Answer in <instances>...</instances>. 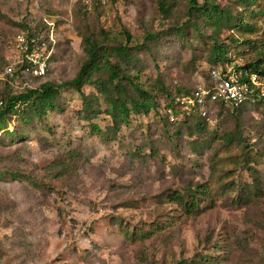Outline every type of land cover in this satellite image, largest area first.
Instances as JSON below:
<instances>
[{
    "label": "rangeland",
    "instance_id": "obj_1",
    "mask_svg": "<svg viewBox=\"0 0 264 264\" xmlns=\"http://www.w3.org/2000/svg\"><path fill=\"white\" fill-rule=\"evenodd\" d=\"M158 1L0 0V98L74 77L87 59L83 38L93 31L108 49L147 43L131 48L133 73L160 110L131 114L113 133L103 95L85 84L101 109L90 119L72 89L26 124L8 117L13 134L0 131V264H264V101L238 112L213 107L202 130L167 122L162 109L163 91L210 81L215 41L232 52L233 65L260 54L236 30L189 16V0H174L167 14ZM208 2L233 16L244 11L239 0ZM43 16L55 22L57 39L46 77L6 74L12 37ZM257 27L251 37L258 43L264 19ZM147 33L155 39L145 40ZM259 86L264 91V80ZM253 177L261 195L245 201ZM204 182L211 197L201 198L196 214L167 198ZM150 226L145 238L122 233Z\"/></svg>",
    "mask_w": 264,
    "mask_h": 264
},
{
    "label": "trees",
    "instance_id": "obj_2",
    "mask_svg": "<svg viewBox=\"0 0 264 264\" xmlns=\"http://www.w3.org/2000/svg\"><path fill=\"white\" fill-rule=\"evenodd\" d=\"M174 0H159V10L163 14H167L169 7ZM262 0H239L244 6V11L241 16H233L228 11L219 9L212 2L208 0L199 3L197 0H189L187 12L189 16H202L203 19L212 23L214 26L225 25L229 29H234L240 35L243 40L241 43L246 44L250 49L258 52L260 57L249 63L241 65L242 68L249 70L252 73L257 74L261 79H264V37L257 40L251 37L252 34L258 31L257 21L264 19V8L262 9ZM264 7V6H263ZM43 17L38 19L37 23L24 24L20 30H43L45 25L43 23ZM48 18V17H47ZM50 19V18H49ZM250 21H249V20ZM194 28H197L192 23ZM18 30V31H20ZM184 31H182V34ZM264 33V29H263ZM154 33H147L145 40L151 41L155 39ZM84 52L87 56L85 62L81 65L77 74L71 79L62 81L60 83H53L51 81H44L37 86H29L24 91L16 94H7L3 99L0 98V131H5L8 134H13V130H9L7 127V118L14 116L22 123H28L35 116L41 117L46 114L47 109L57 108L56 100L64 90H74L79 93L82 98V117L84 119H90L91 116L100 113L101 109L99 105L94 106L91 103V98L85 94L82 87L87 84L94 86L99 93H101L106 102V108L104 112L111 118L112 125L108 127V130H116L120 126H127L130 123V116L133 115H147L151 111H159L157 103L153 97L150 88L145 87L137 76V73H133L136 66V61L131 54V48L141 49L148 48L147 43L143 42L134 45V47H128L127 45H117L108 49L99 40V35L95 32H89L83 38ZM213 62L214 65L224 64L232 61V52L222 45H218L215 41L213 44ZM234 54V53H233ZM111 56L116 58L115 62L111 60ZM212 66V67H213ZM94 74H103L93 77ZM47 75V74H46ZM40 78H30L31 80H39ZM209 77V75L207 76ZM191 89H178L174 95L167 94V101L162 105V109L165 112V120L174 124L176 121H181L182 124L189 129L191 123H195L197 130H202L205 124L206 117L201 116L197 112H191L189 114L183 113L179 108V105L174 101L176 96L189 95L194 91ZM162 90V87L159 88ZM264 101V98L258 99L255 103H245L238 107L225 106L222 103H213V107H218L219 113L223 110L230 112H238L241 108L246 106L259 105ZM170 110V112H168ZM96 132L101 135L107 134V131H101L96 125ZM231 142V139H229ZM245 164L249 166L246 161ZM253 176V173L251 174ZM261 186L257 177H253L251 188L247 189L245 201H249L257 196L261 195ZM211 197V188L209 184L202 183L196 185L194 189L190 188L186 192L172 191L167 194V198L176 204L182 206L184 212L188 215L196 214L202 210L200 207L201 198ZM153 227H147L146 229H130L128 227H122V233L131 240H137L148 237L153 232Z\"/></svg>",
    "mask_w": 264,
    "mask_h": 264
},
{
    "label": "built area",
    "instance_id": "obj_3",
    "mask_svg": "<svg viewBox=\"0 0 264 264\" xmlns=\"http://www.w3.org/2000/svg\"><path fill=\"white\" fill-rule=\"evenodd\" d=\"M43 23V30H20L12 37L13 54L5 67L6 74L12 76L19 73L29 78H40L47 74L57 44L56 26L47 17L43 18ZM241 65L226 62L211 67L207 84L197 85L191 94L176 96L174 101L183 113L195 111L207 117L213 103L238 107L264 98V91L259 86L261 78Z\"/></svg>",
    "mask_w": 264,
    "mask_h": 264
}]
</instances>
